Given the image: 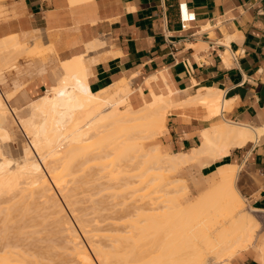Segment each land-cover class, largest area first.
Wrapping results in <instances>:
<instances>
[{"label":"bare ground","instance_id":"bare-ground-1","mask_svg":"<svg viewBox=\"0 0 264 264\" xmlns=\"http://www.w3.org/2000/svg\"><path fill=\"white\" fill-rule=\"evenodd\" d=\"M23 47L15 36L0 39V78L2 69L6 63H9V58L5 60L10 54L9 48L18 50L19 55L21 51L22 55L27 50ZM62 70L63 73L45 95L36 101H29L23 109L10 108L7 101L12 94L0 92V205L6 201L11 202V209L12 207L15 209L16 205L24 201L26 205L23 204L22 210H24L23 214H26L29 206L26 202L27 198L29 201L35 195L36 200L42 201L41 204L44 209L46 208V212L53 210L57 215L54 216V222L58 224L57 221H60L57 227L60 226L61 231L66 234L65 243L71 250L68 254L73 257H69L71 258L69 263L68 260L62 261V258L58 262L51 259L52 261L47 263L95 264L91 254L81 242L82 238L80 239L67 216H64V208L55 198L52 187L58 190L69 208L68 211L73 213L76 219L74 220L82 230L83 239L88 240L86 242L97 264H230V259L234 255L251 248L257 222L251 215L244 214L242 197L235 186L236 167H222L205 176V182H198L197 191H200L202 185L206 186V189L188 202H185L186 187L177 185L179 186L177 189L173 185L178 182L177 180L165 182L163 173L180 170L204 158L213 161L227 154L232 148L241 147L248 141H255L264 133V127L224 120L219 125H212L204 130L201 133L203 136L201 146L192 150L190 154H163L153 142L164 131L168 113L173 108L179 107L192 109L197 115L204 107L205 119L213 120L226 105L223 104L220 92L206 89L204 93L198 91L194 97L184 95L180 98L178 94L168 89L159 95L142 94L141 105L134 108L130 103L132 90L126 80L93 93L89 90L81 58L65 61L62 63ZM18 128L29 140V144H25L19 154L17 152L11 154L12 158L8 142L18 135H16ZM90 162L92 165L93 162L96 163L95 167L99 164L102 168L98 167L95 173V167H92ZM75 163L77 166L74 165ZM87 164H90V170H94V175L89 176L93 177L95 186L88 187L89 182L84 181V178L82 180L83 176L80 174L76 182L81 179L82 181L79 182H82V187L76 189L80 192L83 185L86 187V194L81 190L84 195L81 193L80 195L87 199V203L89 199L90 205L93 204L90 200L92 198L95 200L99 196L101 202L98 203L96 199L94 203L97 202V205L92 206L95 214L97 206H100V211L104 209L108 211L107 204L111 201L107 200L113 196L114 198L119 196L120 199L122 192L130 195L131 202L122 201L121 204V201L116 202L118 198L112 201L115 206L111 207L109 216L106 213L104 219H107V224L108 220L113 221V227L111 228L109 221L111 226L108 224V229L104 231L109 230V233L112 232L114 235L112 233L105 235L108 238V243L105 245L103 241L98 243V237L95 239L97 234L90 236L93 230H90L91 228L88 230L87 219L80 220L81 217L87 216V213L81 214L80 209L78 213V208L75 207L80 200L84 203V199L80 198L76 189L72 190L77 185L76 182L73 183L75 177L69 179L72 184L66 177L71 173L70 167L75 166L74 169L78 167L77 172H79L82 170L79 166L81 168ZM99 180L103 182L100 183ZM83 182L87 185L85 186ZM51 183L54 186H51ZM69 183L72 185L71 190L68 187ZM145 189L150 191L144 196H148V202L143 205V199L139 198L142 202L139 201L136 193ZM88 190L93 194L89 195ZM4 197L9 198L5 201ZM17 199H20L18 204ZM102 205L106 207L103 209ZM118 206L121 207L116 212ZM7 208L8 206L6 211ZM19 208L18 210H21ZM96 209L99 211L98 208ZM6 211L4 216L8 215ZM72 215L70 214L71 217ZM97 215L101 216L98 213ZM100 220L102 221L99 218L97 222L99 223ZM100 230L102 231L101 228ZM105 236L101 235V238ZM17 242L11 240L0 243V264H32L28 261L29 258L27 259L28 255L25 257L26 255L23 254L26 249L23 250L22 244L19 245ZM141 246H147L152 251H139ZM262 247L264 249V246ZM263 249L261 248L262 252ZM12 251L16 253V257L14 253H10Z\"/></svg>","mask_w":264,"mask_h":264},{"label":"crops","instance_id":"crops-1","mask_svg":"<svg viewBox=\"0 0 264 264\" xmlns=\"http://www.w3.org/2000/svg\"><path fill=\"white\" fill-rule=\"evenodd\" d=\"M0 9V39L15 36L23 46L52 50L48 65L18 60L2 92L12 94L10 108L42 98L63 73L62 63L81 58L93 93L126 80L136 108L142 94L169 89L182 98L212 89L226 103L222 122L264 127V0H1ZM173 109L160 143V135L153 142L163 154H190L201 146V133L221 123L205 119L204 107L197 115ZM200 162L203 177L226 166L237 168L236 181L239 171L252 176L242 190L259 219L261 241L236 254L233 264H263L264 133Z\"/></svg>","mask_w":264,"mask_h":264},{"label":"rangeland","instance_id":"rangeland-1","mask_svg":"<svg viewBox=\"0 0 264 264\" xmlns=\"http://www.w3.org/2000/svg\"><path fill=\"white\" fill-rule=\"evenodd\" d=\"M0 2H1V0H0ZM2 16H3V13L1 12V9H0V18H2ZM23 48H26L27 50L24 52V54H22L21 55V51H20V55L18 54L19 53V51L17 52V51H15V50H11V48H9L10 49V54H9V56L7 55V57H5L6 59L5 60H7L8 58H9V63L7 64L6 63V66L2 69V72H1V78H2V82H0V92L2 93V92H4L5 91V89H7V88H9L8 86H9V83H8V79H7V76H10V73L12 72V71H15V68L16 69H19V63H18V60L20 59L21 60V62H25V64L26 65H35V66H40V65H48L47 64V59H48V53H49V51H52V50H47V49H44V48H42L41 46H39L38 44L37 45H33V46H31V47H29V45H27V42L25 43V45H24V47ZM32 50V51H31ZM9 51V50H8ZM12 51V52H11ZM15 53H14V52ZM8 52H6V54H7ZM17 53V54H16ZM31 53V54H30ZM33 53V54H32ZM27 54V55H26ZM18 55V56H17ZM4 60V61H5ZM12 60V61H11ZM7 65H9V66H7ZM35 77V76H34ZM42 95V94H41ZM16 96V99L15 100H17V98L19 97V94H16L15 95ZM40 96V95H39ZM38 97V96H37ZM32 99H34V98H32ZM14 100V101H15ZM9 105L10 106H13V101L12 102H10L9 103ZM222 118H221V113L219 114V115H217L216 117H215V119L214 120H212V122L211 123H216V122H222ZM16 128V127H15ZM20 130V128H18V131ZM16 132V135L17 136H15V137H13V139H15V140H13V139H11L9 142H8V144L10 145L9 147H11V151L9 152L10 153V155L11 154H14L15 152H21V149L23 148V146H25V144L26 145H28L29 144V140L24 136V134L22 133V132ZM165 133V132H164ZM163 133V134H164ZM163 134H161V135H163ZM161 135L159 136V138H158V142L160 143V138H161ZM12 142V143H11ZM16 153V155H18ZM9 155V156H10ZM15 155V156H16ZM15 156H14V158H15ZM11 157L13 158V156L11 155ZM204 162V161H203ZM203 162H200V163H195V164H192V165H188L187 167H184V168H181L180 170H176V171H172V172H164L163 173V176H164V179H165V182L167 181H169V182H172V181H174V180H177L178 182L177 183H175V184H173L177 189H178V187L180 186V187H186V193H185V196H186V200H185V202H188V201H192V200H194L196 197H197V195L198 194H200L201 192H203L205 189H206V186H204V185H202L201 186V188H200V191H197V185L201 182V183H203V182H205V178L203 177V176H200L199 175V170L201 169V164H203ZM90 164H91V166L92 167H95V164L96 163H94L93 162V165H92V163L90 162ZM90 164L88 165H85V166H83V167H81L80 168V166H79V169H82L81 171H79V172H77L78 171V167H77V169H74V167L75 166H77V164L75 163L74 165L75 166H73V167H70L71 168V173H70V175L68 176H66V177H68V180L67 181H71V180H69V179H72L73 177H75V181L73 182V183H75L76 182V179H78L79 178V176H80V174H82V180H83V178H84V181L86 180V181H88L89 183V185H88V187L90 186V185H94V182H93V177H91L90 178V176H92V175H94V173H93V171L96 173V171L98 170V167H101V166H99V164H97L96 165V169L94 168V170H90ZM102 164H104V163H102ZM101 164V165H102ZM89 167V168H88ZM102 168V167H101ZM73 169V170H72ZM69 171V170H68ZM88 171V172H87ZM99 171H100V169H99ZM106 171H108V170H106ZM83 172H84V174H83ZM85 172H87L86 174H85ZM90 172H92V174L90 173ZM102 172H104L105 173V171H102ZM241 171H239V174H238V178H237V181H236V187H237V189L239 190V193H240V195H241V197H242V204L244 205V214L245 215H251V217H253L254 218V220L257 222V225H256V227H255V231H254V236H253V244L250 246V247H253L255 244H259L260 243V241H261V238L260 237H258L257 236V234H258V230H259V219H258V217H257V215L256 214H254V212H251V209H249V207H248V205H247V201H246V199H245V196H244V191L242 190L243 188V182L244 181H248V180H251L252 179V176L250 175V174H246L244 171H242V173H240ZM69 174V173H68ZM79 175V176H78ZM84 175H86V177L84 176ZM90 175V176H89ZM100 175V174H99ZM76 176H77V178H76ZM88 176V177H87ZM67 179V178H66ZM79 180H81V179H79ZM79 180H77L78 181V183L76 182V187L75 188H73L72 189V181H71V184H70V186H68L69 187V189H70V187H71V189L74 191V189H76V188H80V187H82V180L79 182ZM91 181L93 182V183H91ZM105 181H106V179H105ZM105 181H104V184H105ZM180 181V182H179ZM99 182H100V180H99ZM101 182H103V181H101ZM100 182V183H101ZM199 182V183H198ZM84 184H85V186L87 185V183H85V182H83ZM180 183V184H179ZM68 184V185H69ZM81 184V185H80ZM103 183H102V185H104ZM177 185H179V186H177ZM51 186H54L52 183H51ZM73 186H74V184H73ZM80 186V187H79ZM95 186V185H94ZM94 186H92V189H93V187ZM53 188V193L55 194V198H57V200L59 201V203H61V205H62V207L64 208L63 210V212H65V214H64V216L66 215L67 216V219L71 222V224H72V226H73V228H75V231L77 232V234L79 235V237H80V239L82 240L81 242L83 243V245L85 246V248L87 249V251L91 254V256H92V258H93V261L95 262V264H97V262H96V260H95V258L93 257V255H92V250L90 251V246H89V244H88V242H86V241H88L86 238H84L83 239V234H82V230L81 229H79V227H78V224L76 223V219H75V217H73V213L71 212V211H68L69 210V208L67 207V205H65L66 203H64V200H63V198L60 196V194H59V192H58V190L56 189V188H54V187H52ZM86 187H84V185H83V189H85ZM90 188H91V186H90ZM139 188H143L142 186H139ZM70 189V190H71ZM82 188L80 189V192H79V190H77L76 189V192L79 194V196H80V198H82V199H84V197H82V195H84L82 192H81V190L86 194V189H85V191L83 190ZM90 191H93V190H91V189H89ZM89 190H88V192L87 193H89V195H91V194H93V193H90L89 192ZM57 191V192H56ZM147 191H150V190H148V189H145V190H141V191H139V192H137L136 193V196H137V198H138V200H139V198H141V199H143L142 201L141 200H139V201H141L142 203H143V205H145V203L146 202H148L147 201V197H144L146 194H147ZM106 192V191H105ZM107 192H109V191H107ZM80 193L82 194V195H80ZM101 193V192H100ZM102 193H104V192H102ZM108 194V193H107ZM88 195V194H87ZM101 195V194H100ZM110 195H111V193H110ZM110 195H108V196H110ZM129 194H127V192H124V194H123V192H122V196H120L121 198L119 199L117 196H116V198H114V196H113V198H111L110 200H107V201H113L114 202V200H116L117 198H118V200H116V202H119L120 203V201H121V204H122V201H125V202H131L129 199V197H130V195L128 196ZM158 195H160V194H157V196ZM35 196V195H34ZM32 197L31 198V200H29L28 201V198H27V203L29 204V206H28V208H27V213L26 214H23L24 212V210H22L23 209V202L20 204H18V202H19V200L21 199H17L18 201H17V204L18 205H16L15 206V209H14V207H12V209H11V202H8L7 203V199L9 198V197H4L3 199L6 201L5 203H2L1 205H0V209H1V215H0V218H1V220H0V243H4V241L5 242H11V240L13 241V240H15L19 245H20V243L22 244V249L24 250V249H26V250H24L23 251V254H25L26 256L25 257H27V255H28V257H27V259H28V261H30L32 264H34V263H36V264H45V262H46V264H49V263H47V261L49 262V261H52V260H54V261H59V260H61V258H62V261H67L68 260V263L70 262V260H71V258L73 257V256H69V254L71 253V250H70V246L67 244V243H65L66 242V237H65V233L63 232V231H61L62 229L60 228V226H58L57 227V225H60L59 223H60V221L58 220L57 221V219H56V221H57V223L58 224H56L54 221H55V219H54V216L56 215L55 213H53V210H52V212H49V211H47L46 212V208L44 209L43 208V206H42V204H41V202L42 201H39V200H36L35 199V197ZM104 196H106V194L104 195ZM107 196V199H109V197ZM154 196V195H153ZM76 197H77V194H76ZM97 197V196H96ZM144 197V198H143ZM61 198V199H60ZM79 198V197H78ZM86 198H87V196H86ZM99 198V196L97 197V198H95V200L97 199V202L99 201V202H101V200H99L98 199ZM101 198H102V195H101ZM104 198V197H103ZM150 198H151V195H150ZM129 200V201H127V200ZM79 200V199H78ZM92 200H93V198H92ZM90 200L91 201V204L92 205H90V203H89V199H88V203H87V199H84V203H83V200H80V202H78V203H75V205L76 204H78V205H76V207L75 208H78V213H79V211L81 210V214H85V212L87 213V216L85 217L84 215V217L82 218H80V220H83V221H85L86 219V224H87V221L89 222V224H87V225H89V227H87L88 228V230L90 229V230H93L92 232L93 233H90V236L92 235V236H95L96 234V236H95V239L98 237V243L99 242H102L103 241V244L105 245V244H107L108 243V238L106 237L107 235H109L110 233H112V232H110L109 233V230L108 231H104V229H108V224L111 222L110 220H108V224L106 223V220L107 219H104L105 218V215H106V213L108 214L109 213V210L111 209V207H113V206H115L114 204H113V202H112V204L110 205V203L109 204H107L108 205V207L107 208H109V210L108 211H106L105 209H104V207H106V206H103L104 205V203H105V201L103 202V205H102V207H103V209H104V211H100V206L98 207H96V208H100L99 209V211L95 208V210H96V214H95V212H94V210H93V207L92 206H94V202H95V200ZM102 200H104V199H102ZM105 200H106V198H105ZM145 200V201H144ZM12 201V200H11ZM14 202V201H13ZM25 202V203H26ZM76 202H77V200H76ZM97 202H96V204L95 205H97ZM98 202V203H99ZM141 202H138V203H141ZM41 205H40V204ZM119 203H117V204H119ZM181 203L183 204L184 203V199L181 201ZM15 204H16V202H15ZM81 204V205H80ZM116 204V203H115ZM24 205H26V204H24ZM34 205H35V207H34ZM84 205V206H83ZM99 205H101V203L99 204ZM110 205V206H109ZM6 206H8V208H7V210L9 211V209H10V211L8 212V211H6ZM13 206V205H12ZM18 206V207H17ZM64 206H66V207H64ZM89 206H90V208H89ZM2 207H3V210H2ZM5 207V208H4ZM21 208V210H18V208ZM31 207H32V209H33V212H32V209H31ZM82 207H84L83 209H82ZM120 207L121 206H118L117 208H116V212H118L119 211V209H120ZM19 208V209H20ZM92 208V209H91ZM25 209H26V207H25ZM43 209H44V211H43ZM80 209V210H79ZM86 209H87V211H86ZM93 211L92 213H91V210ZM49 210V209H48ZM82 210H83V212H82ZM85 210V211H84ZM89 210H90V212H89ZM7 212L8 213V215H6L7 213H5V215L6 216H4V212ZM41 211V212H40ZM114 212H115V208H114V210H113ZM16 212V213H15ZM40 212V213H39ZM251 212V213H250ZM17 213H18V217H17ZM31 213V214H30ZM53 213V214H52ZM90 213V214H89ZM97 213L98 214H100L101 216L99 217L98 215H97ZM11 214V215H10ZM12 214H13V216H12ZM29 214V215H28ZM63 214V213H62ZM70 214L72 215V217L70 216ZM93 214H95L94 216H93ZM10 215V216H9ZM22 215H23V218H22ZM26 215V216H25ZM28 215V216H27ZM68 215H69V218H68ZM102 215H104V217L102 216ZM114 215V214H113ZM112 215V216H113ZM53 216V217H52ZM65 216V217H66ZM108 216H109V214H108ZM2 217H3V219H2ZM10 218V220H9V218ZM15 217V218H14ZM25 217V218H24ZM51 217V218H50ZM56 217H57V215H56ZM59 217V216H58ZM98 217V218H97ZM5 218H7V220L5 221ZM14 218V219H13ZM50 218V219H49ZM72 218V219H71ZM95 221H93L92 219ZM99 218L100 219H102V221L100 220L99 221V223L97 222V220H99ZM23 219V220H22ZM45 219H46V221H45ZM75 219V220H74ZM3 220V221H2ZM9 220V221H8ZM42 220H44L45 222H42ZM48 220V221H47ZM105 221V222H104ZM110 221V222H109ZM113 222V221H112ZM112 222H111V225H112ZM4 223V224H3ZM44 225H43V224ZM75 223V224H74ZM98 224V226H97V224ZM103 223V224H102ZM115 223V222H114ZM42 224V225H41ZM101 226H100V225ZM118 224V223H117ZM18 225H19V227H18ZM110 225V224H109ZM110 225V226H111ZM2 226V227H1ZM11 226V228H9ZM92 226V227H91ZM97 226V230L95 229V227ZM100 226V227H99ZM22 227V228H21ZM53 227H54V229H53ZM113 227V225L111 226V228ZM6 230H5V229ZM28 228H29V230H28ZM57 230H56V229ZM100 228L102 229V231L100 230ZM110 229V228H109ZM26 230V231H25ZM47 230V231H46ZM95 230V231H94ZM101 232H100V231ZM1 231H2V233H1ZM5 231V232H4ZM81 233H80V232ZM96 232V233H95ZM12 233H13V235H12ZM15 233V234H14ZM95 233V234H94ZM99 233V234H98ZM105 233H107V234H105ZM109 233V234H108ZM4 234V235H3ZM113 234V233H112ZM256 234V235H255ZM38 235V236H37ZM99 235V236H98ZM101 235L102 236H105V238H106V240H107V242H106V240H105V238L103 239V238H101ZM114 235V234H113ZM112 235V236H113ZM8 236V237H7ZM14 236H16V237H14ZM25 237H26V239H25ZM1 238H2V240H1ZM38 238V239H37ZM100 238V239H99ZM10 240V241H9ZM94 240V239H93ZM85 241V242H84ZM96 241V240H95ZM26 242H27V244H26ZM97 242V241H96ZM106 242V243H105ZM23 244H24V246H23ZM29 245H30V247H29ZM66 245H67V247H66ZM58 248V249H57ZM90 248V249H89ZM20 249V248H19ZM52 249H53V251H52ZM34 250V251H33ZM42 250V251H41ZM51 250V251H50ZM58 250V251H57ZM59 250H60V252H59ZM64 250V251H63ZM62 251V252H61ZM66 251H67V253H66ZM69 251V252H68ZM139 251H152L150 248H148L147 246H141L140 248H139ZM41 252V253H40ZM10 253H14V251H12V252H10ZM45 253H46V255H45ZM56 253V254H55ZM63 253V254H62ZM64 253H66V254H64ZM69 253V254H68ZM15 254V257H16V253H14ZM13 254V255H14ZM55 254V255H54ZM63 256H62V255ZM1 255H2V252H1ZM4 255V254H3ZM32 256V258H31V256ZM42 255V256H41ZM48 255V256H47ZM10 256V255H9ZM18 256V255H17ZM19 256H21V254L19 255ZM24 256V255H23ZM37 256V257H36ZM69 257H71L70 259H69ZM57 258V259H56ZM237 258V255L236 256H234L233 257V259L231 260V263L230 264H233V262H234V260ZM39 259V260H38ZM52 259V260H51ZM33 260V261H32ZM40 260H42L43 261V263H41L42 261H40ZM53 261V262H54ZM40 262V263H39ZM52 262V263H53Z\"/></svg>","mask_w":264,"mask_h":264}]
</instances>
